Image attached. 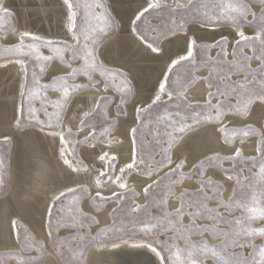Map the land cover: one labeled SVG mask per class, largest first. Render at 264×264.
I'll return each instance as SVG.
<instances>
[{
    "label": "snow or ice",
    "instance_id": "obj_1",
    "mask_svg": "<svg viewBox=\"0 0 264 264\" xmlns=\"http://www.w3.org/2000/svg\"><path fill=\"white\" fill-rule=\"evenodd\" d=\"M63 3L68 10L70 41L42 40L21 31L15 46L3 49L7 56L20 58L5 56L7 63L0 65L19 66L25 80L28 58L40 74L54 60L65 69L48 83H41L34 70L27 90L28 118L23 116V105L20 115L13 117V135H27L26 129L39 126L41 131L47 130L49 136L58 138L61 145L59 162L65 183L52 190L45 216L46 236L52 238V246L59 249L65 243L58 234L61 228L91 238V225L100 221L85 213L82 205L86 198L97 211H103L104 205L115 200L116 206L111 209L114 216L125 209L137 219L138 214L144 213L140 231L145 240L132 246L147 248L159 258V264H264V123L256 127L248 120L253 106L264 109V0H256L258 10L246 0H143L129 22L130 33L140 45L156 56L165 52L166 42L183 40L185 45L183 54L169 57L148 101L139 98L130 72L109 66L101 59V46L119 27L108 4L104 0ZM11 16L0 0V29ZM78 17L82 24L77 23ZM149 17L157 18L159 23H152ZM192 25L213 30L228 25L234 31L231 50L227 37L214 44L199 42L191 34ZM246 25L251 32L246 33ZM26 38L30 42L25 43ZM217 46L219 51L214 57L211 50ZM199 68L211 71L197 78L194 72ZM81 77L85 82H78ZM196 79L206 81L203 104L188 98V89ZM89 89L97 93L112 90L114 114L110 116L108 112L109 97L101 95L88 110L82 111L75 130L73 126L66 127L64 116L72 106L74 94ZM49 92L57 94L55 100ZM37 99L39 108L32 103ZM129 103L136 126L130 127L129 155L121 164L113 146L122 145L123 141L113 133L122 123L121 117L128 115ZM97 115L103 117L100 125L96 123ZM226 118L239 121L242 126L229 127ZM202 124L216 129L222 144L228 146L226 154L216 152L191 163L180 155L174 158L178 141ZM12 138L3 134L5 141ZM249 140L255 146V154L246 155L243 145ZM97 145L101 167L90 169L80 149L86 146L96 150ZM3 165L0 158V169ZM130 177L143 178L141 192L130 188ZM105 190L110 194H105ZM129 192L134 197L142 194L145 202L128 205ZM170 201H174L171 206ZM211 201L215 203L210 204ZM237 211L239 215H234ZM11 228L20 249L14 255L35 251L37 255L23 257L21 264H36L44 245H37L27 234L22 238L16 220L11 221ZM113 230L114 221L111 228L105 226L100 233ZM112 247L119 244L113 243ZM68 264L79 261L73 256Z\"/></svg>",
    "mask_w": 264,
    "mask_h": 264
},
{
    "label": "bare ground",
    "instance_id": "obj_2",
    "mask_svg": "<svg viewBox=\"0 0 264 264\" xmlns=\"http://www.w3.org/2000/svg\"><path fill=\"white\" fill-rule=\"evenodd\" d=\"M109 6L113 17L117 20L119 27L106 43L101 46V59L106 64L122 71L130 72L133 83L139 91V98L148 101L156 91L157 80L165 65L169 62V57L183 54L184 41H174L165 43V52L160 56L147 52L130 33L129 22L133 12L140 6L143 0H104ZM258 10L259 5L253 0H246ZM5 7L12 13L14 28L12 31L1 37L0 41L7 46H15L18 42V33L28 31L42 40H52L63 43L70 41L68 33V10L63 0H3ZM191 34L204 44H214L222 37H227L229 51L234 43V31L229 26H219L215 30L191 26ZM15 30V31H13ZM245 31L251 32L247 25ZM25 41H30L26 38ZM212 55L219 51V47L212 48ZM18 58H12L15 60ZM7 63V60L0 61V65ZM255 62L253 65L255 66ZM65 69L59 65L58 61H51L48 64L45 81L51 82L56 76L63 74ZM199 77L207 76L206 70H197ZM28 76V73H27ZM28 79V78H27ZM81 82H85L80 78ZM27 80L23 79L22 70L15 64H8L6 68L0 67V142L11 143L13 146L11 157V174L8 189L0 195V253L18 252L20 249L14 241V233L11 228V221H17V227L28 228L34 237L43 242L49 252L47 258L38 264H68L64 262L54 251L51 245V237L46 236L47 225L45 222L46 207L52 196V190L65 183L64 169L59 162V149L61 147L58 138L51 137L47 130L41 131L39 126H33L25 131L27 135L15 134L14 116H19V109L23 105V96ZM206 81L197 79L194 85L188 89L190 102L203 104L206 97ZM101 95L111 96L112 90L108 93H97L94 89L83 90L73 98L72 106L67 111L64 118L65 126H75L78 124L82 111L95 103ZM116 103L115 100H113ZM114 107V106H113ZM111 107L109 115L114 114ZM128 115L121 117L122 123L118 125L117 131L113 135H118L123 141L122 145H114L113 148L118 154L121 164L128 159L130 150L129 130L136 126L132 104L127 106ZM248 120L259 127L264 123V109L253 106V110ZM229 127H240L242 124L236 120L225 119ZM87 131V129H85ZM12 135L10 141L3 139V134ZM82 135L79 137L82 139ZM239 143V140L237 141ZM246 155L255 154L254 145L251 140L243 145ZM96 150L81 147L80 155L86 164L100 168ZM228 146L222 144L220 134L214 127L204 124L199 128L188 131L179 141L173 151L174 158L180 155L191 162L203 159L205 155H212L219 152L226 154ZM105 150L107 148L105 147ZM120 164L117 165L119 167ZM227 166V165H226ZM187 167L185 171H187ZM84 175V174H82ZM215 178V177H214ZM90 179V177L88 178ZM190 183V182H186ZM130 188L136 192H141L143 178L130 177ZM105 194H110L105 190ZM227 195V193H226ZM136 203H144L145 199L141 194L135 199ZM114 200L104 205L103 211H97L88 200L83 202V208L99 219L100 223L94 224L91 229L95 232L112 223L111 209L116 206ZM174 201H170L171 204ZM53 209V213H54ZM68 232H60L64 235ZM127 241V243H125ZM143 239L130 238L117 242L119 247L113 248L112 244L92 247L86 257L85 264H159V258L147 248L133 247V244L142 243Z\"/></svg>",
    "mask_w": 264,
    "mask_h": 264
},
{
    "label": "rangeland",
    "instance_id": "obj_3",
    "mask_svg": "<svg viewBox=\"0 0 264 264\" xmlns=\"http://www.w3.org/2000/svg\"><path fill=\"white\" fill-rule=\"evenodd\" d=\"M253 1L255 2V4H257L256 0H253ZM149 19L151 20L152 23H159V20L157 18H155V17H149ZM77 23L78 24H82V20H81L80 17H78ZM222 26H224V25H222ZM225 26H228V25H225ZM13 28H14V22H13L12 17L6 18L5 27L3 29H0V39L4 35L9 34L12 31ZM113 34H115V32ZM106 41L104 42V44L106 43ZM28 42H30V41H25V43H28ZM5 47H9V46L3 44L0 41V61L7 60V59H12V58H20V57H16V56H7V54L4 53V51H3V49ZM42 51L46 55L49 54L47 49H42ZM5 56H7V59L4 58ZM253 62H255V61H253ZM49 63L50 62L47 63L46 71H47V67H48ZM34 70L37 72V78H39L41 80V83H48V82L45 81L46 71H45L44 74H40L38 68H36L35 65L32 63V59L28 58V79H27V84H26V87H25L24 96H23V116H24V118H28L29 101L27 99V90H28V87L31 86L32 72ZM197 70H206L209 73L211 71V68H199ZM197 70H195L194 75L198 78V76L196 75V71ZM81 78H83V77H81ZM83 79L85 80V78H83ZM78 82H81L80 78H79ZM194 83L191 84L189 88H191L194 85ZM76 94H78V93H76ZM76 94H74L73 98L76 96ZM49 96H50V98L52 100H55L57 94L49 92ZM108 97H109V107H108V112H109L110 108L115 106V103H114L113 99L111 98V96H108ZM32 103H33L34 107H36V108L40 107V101L38 99L33 101ZM66 114H67V112H66ZM66 114H65V116H66ZM40 115H41V118H43V113H40ZM65 116H64V118H65ZM102 119H103V117L101 115H97L96 123L98 125H100L101 122H102ZM202 125H204V124H202ZM202 125H200V126H198L196 128H199ZM117 128H118V126H117ZM196 128H194V129H196ZM179 141H178V143H179ZM178 143H177V145H178ZM12 150H13V146H12L11 143H1L0 142V158H2L3 161H4L3 168L0 169V173H2V175H3V183H0V195H2L3 193H5L7 191L8 185H9V182H10ZM156 151L158 152L159 149H156ZM136 198L137 197H134L132 195V193L129 192L128 193L127 204L131 205L132 202L135 201ZM85 200H87V198ZM85 200H84V202H85ZM97 202L99 203V201H97ZM65 203H67V201ZM89 203L91 204V206H93L95 208L94 204H92L90 201H89ZM214 203H215V201H211L210 202V204H214ZM84 211L89 216H93L92 214H90L86 210H84ZM53 214H54V216L56 215V209L54 210ZM138 215H139L140 219H144L145 218L144 213H140ZM234 215H239V211L234 213ZM111 217H112V223H113V221L115 222V230L109 231L107 234H101L100 233V229H99L94 234L92 232V229H91V231H90V237L91 238L90 239L89 238H83L82 237V233H75L74 234L71 230L64 229V228L59 229L58 230V234L60 232H62V231L68 232V233H66L64 235L59 234V236L62 239L65 240V243L59 249H57V248L52 246L54 251L66 263H68V261L70 259H72L73 256H75V258L78 259L79 264H85L86 257L88 255L89 250L92 247H95L96 245H99V246L108 245V244L124 241V240L130 239V238H139V239L145 240V234L140 231V227H141L140 219H137L132 214H130L127 211V209H125L124 211L117 212L115 214V216L111 212ZM112 223H111V225H109L107 227L111 228ZM93 225L94 224H92L91 227ZM221 226L224 227V225H221ZM21 230H22L21 231V237L22 238L24 237L25 234H27V236L30 238V240L36 241L37 245H41V244L44 245V243L39 241V240H37L34 237V235L31 233V231L28 228H26L25 226H23L21 228ZM85 231H87V229H85ZM194 239H196V237H194ZM69 249H71V252H69ZM14 253H17V252L0 253V264H21V259L23 257H27L29 255H37V253L35 251H33V252H24L23 256H17V255H14ZM81 253L83 254L82 257L80 255ZM48 255H49V252H48V250L46 249V247L44 245L43 253L40 254V258L38 259L36 264L40 263L42 260L47 258Z\"/></svg>",
    "mask_w": 264,
    "mask_h": 264
}]
</instances>
